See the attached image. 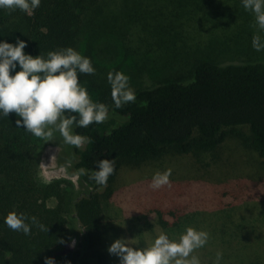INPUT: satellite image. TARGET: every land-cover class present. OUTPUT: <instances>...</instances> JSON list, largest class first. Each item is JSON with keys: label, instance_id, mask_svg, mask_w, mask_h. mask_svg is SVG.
Segmentation results:
<instances>
[{"label": "trees", "instance_id": "obj_1", "mask_svg": "<svg viewBox=\"0 0 264 264\" xmlns=\"http://www.w3.org/2000/svg\"><path fill=\"white\" fill-rule=\"evenodd\" d=\"M103 2L41 0L30 15L19 9H0V40L15 43L19 37L27 41L25 52L32 55L59 47L76 49L80 35L97 27L105 14ZM200 5L206 8L208 3L204 0ZM235 10L227 17H234ZM166 25V32L173 34L172 20ZM225 42L228 46L234 41ZM99 92L93 100L108 105V119L75 129L90 137V143L79 148L66 145L74 158L70 173L76 174L81 167L89 170L80 175L83 183L76 191L59 180L41 181L38 152L45 141L18 127L15 112L0 116V264H44L45 256L54 257L56 264H111L102 245V189L113 183L122 165L138 166L178 154L205 155L232 135L264 157V59L221 63L197 58L189 78L169 77L142 87L135 91L134 102L120 108L113 104L111 88ZM100 158L115 161L106 186L89 178L94 161ZM54 196L58 203L50 206L48 201ZM12 210L35 216L49 227L48 232L36 225L27 235L9 228L4 216ZM68 215L83 228L75 246L69 244ZM159 218L166 229L170 227L161 212Z\"/></svg>", "mask_w": 264, "mask_h": 264}, {"label": "rangeland", "instance_id": "obj_2", "mask_svg": "<svg viewBox=\"0 0 264 264\" xmlns=\"http://www.w3.org/2000/svg\"><path fill=\"white\" fill-rule=\"evenodd\" d=\"M201 1L104 0L105 14L98 26L82 33L76 46L96 69L78 76L91 98L110 88V70L125 72L136 91L169 77L189 78L200 57L221 63L264 59V50L256 51L251 44L257 31L254 14L240 0H206V8H201ZM211 5L217 7L209 9ZM232 10L235 16L227 17ZM170 20L173 34L166 32ZM230 38L233 45L227 46ZM38 158L41 181L59 180L74 191L81 189V176L70 173L74 158L58 133L44 142ZM168 168L170 185L152 189V174ZM102 193L106 251L119 237H135L139 244L133 246L142 247L160 230L178 237L192 226L209 233L206 245L195 250L202 264H214L218 250L223 254L220 264H264V157L236 135L205 155L178 154L138 166L122 165ZM48 203L55 206L58 199L51 197ZM160 212L171 222L167 229L160 223ZM67 218L69 244L73 239L76 244L83 228ZM107 253L111 264H119L116 255Z\"/></svg>", "mask_w": 264, "mask_h": 264}, {"label": "clouds", "instance_id": "obj_3", "mask_svg": "<svg viewBox=\"0 0 264 264\" xmlns=\"http://www.w3.org/2000/svg\"><path fill=\"white\" fill-rule=\"evenodd\" d=\"M40 3L41 0H0V9H19L30 15ZM240 3L255 17L257 31L252 36V47L256 51L264 50V0H240ZM26 45L27 41L19 37L15 43L0 40V116L8 117L10 112H15L19 117L15 124L45 142L53 141L58 133L66 145L79 148L85 142L90 143V137L75 129L102 123L109 117L108 105L94 101L87 86L79 82V74H92L96 70L90 57L71 46L32 55L25 52ZM129 79L120 70L107 73L115 108L136 99ZM67 163L71 164V159ZM94 164L96 167L89 178L97 185L106 186L108 177L115 170V161L100 158ZM88 171L81 167L76 174L85 175ZM171 172L170 168L154 172L149 186L155 190L170 185ZM4 223L25 235L30 233L32 225L47 232L49 228L35 216L28 217L15 210L4 216ZM208 239V231L186 226L178 237L160 230L150 243H144L142 247L133 246L139 244L135 237H119L107 251L119 258V264H202L195 250L206 245ZM74 245L73 239L70 246ZM222 255L221 251L216 252L214 264H220ZM44 264H56L55 258L45 256Z\"/></svg>", "mask_w": 264, "mask_h": 264}]
</instances>
